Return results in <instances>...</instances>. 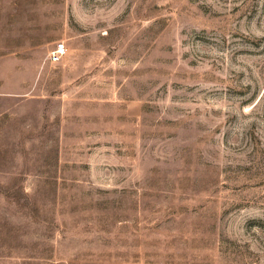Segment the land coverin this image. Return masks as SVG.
I'll list each match as a JSON object with an SVG mask.
<instances>
[{"label": "rangeland", "instance_id": "obj_1", "mask_svg": "<svg viewBox=\"0 0 264 264\" xmlns=\"http://www.w3.org/2000/svg\"><path fill=\"white\" fill-rule=\"evenodd\" d=\"M0 264H264V0H0Z\"/></svg>", "mask_w": 264, "mask_h": 264}, {"label": "built area", "instance_id": "obj_2", "mask_svg": "<svg viewBox=\"0 0 264 264\" xmlns=\"http://www.w3.org/2000/svg\"><path fill=\"white\" fill-rule=\"evenodd\" d=\"M67 46L64 41H57L53 49L49 52V59L51 61H59L67 53Z\"/></svg>", "mask_w": 264, "mask_h": 264}]
</instances>
